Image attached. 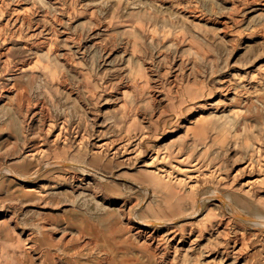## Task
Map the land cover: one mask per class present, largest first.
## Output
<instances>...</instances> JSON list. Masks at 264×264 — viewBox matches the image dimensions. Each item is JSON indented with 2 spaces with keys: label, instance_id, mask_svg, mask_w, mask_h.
<instances>
[{
  "label": "rangeland",
  "instance_id": "374dc122",
  "mask_svg": "<svg viewBox=\"0 0 264 264\" xmlns=\"http://www.w3.org/2000/svg\"><path fill=\"white\" fill-rule=\"evenodd\" d=\"M0 264H264V0H0Z\"/></svg>",
  "mask_w": 264,
  "mask_h": 264
},
{
  "label": "bare ground",
  "instance_id": "6f19581e",
  "mask_svg": "<svg viewBox=\"0 0 264 264\" xmlns=\"http://www.w3.org/2000/svg\"><path fill=\"white\" fill-rule=\"evenodd\" d=\"M157 179V178H156ZM214 196H216V195H214ZM261 217V216H260ZM246 221H247V218H244ZM260 219V218H259Z\"/></svg>",
  "mask_w": 264,
  "mask_h": 264
}]
</instances>
